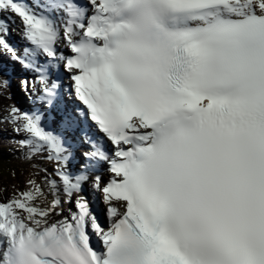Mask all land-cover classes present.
<instances>
[{
	"label": "snow or ice",
	"instance_id": "1",
	"mask_svg": "<svg viewBox=\"0 0 264 264\" xmlns=\"http://www.w3.org/2000/svg\"><path fill=\"white\" fill-rule=\"evenodd\" d=\"M4 54L55 167L0 202V264H264V0H0Z\"/></svg>",
	"mask_w": 264,
	"mask_h": 264
},
{
	"label": "bare ground",
	"instance_id": "2",
	"mask_svg": "<svg viewBox=\"0 0 264 264\" xmlns=\"http://www.w3.org/2000/svg\"><path fill=\"white\" fill-rule=\"evenodd\" d=\"M20 65V64H19ZM20 67L22 68V69H24L21 65H20ZM25 71H27V70H25ZM24 105V102H23V100H22V98H20L19 97V106H21V108H22V106ZM24 107V106H23ZM47 116V115H46ZM21 171H22V173L24 172V169L23 168H21ZM25 176H27V177H31L29 174H26Z\"/></svg>",
	"mask_w": 264,
	"mask_h": 264
}]
</instances>
